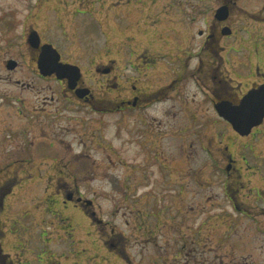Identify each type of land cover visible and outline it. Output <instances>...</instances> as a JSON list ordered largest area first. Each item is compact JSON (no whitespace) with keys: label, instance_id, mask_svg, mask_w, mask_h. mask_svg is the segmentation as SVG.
I'll list each match as a JSON object with an SVG mask.
<instances>
[{"label":"rangeland","instance_id":"obj_1","mask_svg":"<svg viewBox=\"0 0 264 264\" xmlns=\"http://www.w3.org/2000/svg\"><path fill=\"white\" fill-rule=\"evenodd\" d=\"M241 4L247 11L256 14L262 7V0H243ZM216 7L217 0H0V97L11 93L25 103L18 108L14 106L16 112L9 108L12 106L10 103L0 108L1 190L9 186V182L3 183L8 180L6 177H13L12 185L10 182L12 189L0 205V260L1 254H4L7 257L3 259L6 262L12 260L13 264H163L156 257H169L170 261L177 254L179 256V244H171L173 234L170 231L165 232L168 245L161 241L163 238L156 239V244L151 239L150 209H144L136 196V191H144L143 184L157 182L160 172L155 167L157 163H151L152 155L147 157V161H151L149 169L146 168L145 183L135 186V192L130 194L121 190L123 178L135 176L136 162L145 159L136 150L137 141L141 142L142 138L137 139L135 135V113H125L124 116L104 114L101 117L103 124L97 123L92 116L82 122L86 125L84 130L77 128L70 136L60 134L59 142L74 136L75 143L71 151H61L62 148L51 151L48 156L55 157L59 163L57 168H52L46 163L45 155L49 150L41 151L39 148V144H45L47 140L40 138L42 133L26 128V123L29 124L32 118V108L41 97L37 91L39 86L30 83L34 88L26 92L17 89L21 92L19 94L14 92V87L4 80L7 71L1 67V62L5 57L15 58L20 63L29 62L28 53L24 50L23 33L26 28L33 27L64 60L78 65L86 80L93 77L90 64L115 60L116 74L122 76L120 92L135 79L136 53L146 48L148 62L154 64L153 68L143 72L142 83L154 90L165 84L174 66L182 64L185 78L189 75L187 70L197 62L191 58L199 44L197 32L205 28L203 18L209 19L210 12ZM200 12H204L203 15ZM262 52L264 54V50ZM229 56L230 63H248L246 56L241 58L232 52L226 57ZM22 67L21 71L12 75V79L36 80L27 66ZM96 77L99 78L98 75ZM127 79H131L128 84L124 82ZM98 83L97 80L95 84ZM88 84L101 94L95 84ZM183 84L187 88L184 93L181 91L180 96L190 101L188 97L196 90L191 82ZM179 89L181 84L176 86V90ZM117 94L118 91L110 93L112 96ZM173 94L167 95V101L152 107L153 127L157 128L158 122L161 123V132H155L156 141L164 136L161 141L166 155L180 158V145L186 144V155L189 154V157L186 161L182 160L187 165L189 176L190 170L194 173L201 165L202 156L194 153L198 150L201 132L206 141L212 142L216 137V141L233 145L238 159L244 153L248 154L241 149L239 142L234 141V135L221 121L212 127L208 124L214 120L210 116L201 117L200 114L193 119L184 116L182 102L173 98ZM191 107L194 109V104ZM115 119L123 124V130L116 127ZM47 134L48 140L52 141L51 134ZM258 136L254 148L256 154L259 152L262 156L264 135ZM154 138L152 134L149 140L154 142ZM84 142L87 147H83ZM106 142L119 150L123 164L112 152L114 163H104L103 151L97 144L107 145ZM75 158V165H69ZM22 159L27 160L24 164L28 168H21L20 163L10 166ZM142 169L145 167L142 166ZM52 174L57 175L61 184H75L81 196L92 202L94 215L87 217L72 204L62 205L61 197L46 193V186H51L46 179ZM212 175V183L215 184L205 191H221L217 186L221 187L224 181L223 171ZM194 224H197L196 220ZM217 224L221 225L220 222ZM106 240L108 245L104 244ZM235 246L233 255L239 259L247 249L237 241Z\"/></svg>","mask_w":264,"mask_h":264},{"label":"flooded vegetation","instance_id":"obj_2","mask_svg":"<svg viewBox=\"0 0 264 264\" xmlns=\"http://www.w3.org/2000/svg\"><path fill=\"white\" fill-rule=\"evenodd\" d=\"M242 1L217 0V7L210 12V18L202 20L205 28L197 32L199 44L195 52L191 54L194 58L190 56L197 62L187 70L190 72L189 75L185 78L183 72L185 68L182 64L174 66L165 84L154 90H151L144 82L142 83L143 72L153 68L154 64L148 62L149 53L146 48L136 53L135 79L131 81L128 88L126 87L127 89H123L124 94L119 90L122 76L116 74V61L113 59L102 64H90L93 77L89 80L85 79L79 67L81 76L75 79L74 74L70 73L66 66L76 64L64 60L59 54L60 57L55 62V66L59 69L58 74L56 72L51 75L42 74L38 68V60L43 51L42 45L48 43L42 40L40 31L33 27L26 28L23 33L24 50L28 53L29 62L20 63L12 57H5L1 62V67L7 71L4 80L14 87V92L19 94L23 89L26 92L31 87L34 88L30 83L39 86L37 91L41 97L32 108L30 113L32 118L29 124L26 123V128H31L29 131L36 130L37 133H42L40 138L47 140L45 144H39V148L41 151L49 150L45 157L48 161L46 163L52 168H57L59 163L55 157L48 156L52 154L51 151L57 148H62L61 151H71L75 143L74 136L67 141L59 142L60 134H66V136L75 134L74 131L77 128L83 129L86 126L82 122L90 120L92 116L97 123L103 124L102 116H124L125 113H135V119H133L137 126L135 135L137 139L142 138L141 142L137 141L136 150L138 154H143L145 159L142 158L136 162L135 176L123 178L121 190L129 194L135 192V186L140 187L145 183L146 168L151 159L152 164L157 163L155 167L160 172L157 182L143 184L144 191H136V196L139 197L138 200H141L139 203L142 202L144 209L147 207L150 209L152 223L149 236L155 244V240L160 238H163L161 241L164 244L169 243L165 234L169 231L173 234L171 244L176 246L179 244V256L177 254V257L171 258L170 261L169 257H156L161 259L163 264H264V155H259V152L256 154L254 148L255 141L260 137L258 135H264V130H261L264 127V119L263 123L254 128L249 135L241 136L229 123L219 117L217 110L222 103L237 106L249 90L264 84V54L262 52L264 50V0L256 14L247 11L244 5L242 6ZM220 8L227 13L224 20L215 16ZM34 31L40 37L38 44L29 43V37ZM230 52L241 58L246 56L248 63H230V56L226 57ZM45 54H49V61L53 60L49 48L46 49ZM10 61L15 62L13 69H9ZM23 65L29 68L36 80L27 82L24 79H12V75L21 71ZM143 67L147 69L144 70ZM97 80L98 85L95 84ZM129 80L131 79L124 82L128 84ZM188 82H191L196 90L190 97L186 95L191 98L190 101L180 96L181 91L184 93L187 88L183 83ZM88 83L95 84L94 86H97L101 94H97L94 87ZM179 84L181 89L177 91L176 86ZM115 91H118L117 95H110ZM169 94H173V98H179L182 102L184 116L192 119L200 114L201 117L210 116L214 119L208 123L212 127L220 124L221 121L234 135V141L239 142L241 149L248 154L244 153L238 159L233 145L216 141V137L212 142L206 141L201 132L199 136L201 140L197 144L198 150H194L197 156L199 154L202 156V161L199 162L201 165L194 173L190 170L189 176L187 165L182 160L184 158L186 161L189 157V154L186 155L188 150L186 144L180 145V158L174 159L171 154L166 155L163 149L165 145L161 139L164 136L156 141L155 132H161L159 128L161 123L158 122L157 128L153 127L155 119L151 115V110L154 104L163 100L167 101L165 98ZM2 96L0 108L10 103L12 106L9 108L16 112L14 106L18 108L25 104L23 100L16 97L17 95L9 93ZM191 104H194V109ZM115 121L116 127L123 130V124L118 119ZM20 122L23 125L22 119ZM132 122H129V125ZM201 125L204 126L203 123ZM48 132L52 136V141L48 140ZM152 134L155 135L154 142L149 140ZM106 144H97L103 151L104 163L107 162L110 165L114 163L111 159L112 152L118 162L123 164V159L119 158V150L111 143L106 142ZM83 147H87L85 142ZM30 155L31 153L28 152V156ZM148 156L151 157L150 161H147ZM75 160L76 158L69 165H75ZM24 163H27V160L22 159L11 163L10 166L19 164L21 168H28ZM142 166L145 169H142ZM221 170L224 173V181L221 187L217 186L221 191L206 192L205 190L215 184V182L212 183V174H217ZM56 176L52 174L47 177L46 183L51 186H46V193L50 192L56 197H61L64 206L72 204L83 215L93 216L92 202L81 196L75 184L73 186L61 184ZM6 178L8 180L3 183L9 182V186L4 191L1 190L2 182H0V205L6 193L12 189L13 177ZM239 231L243 234H239ZM0 233H2L1 230ZM235 241L243 243L247 249V252L239 259L233 255ZM104 244L108 245L107 240ZM1 250L0 244V253ZM6 257L1 254L0 264H13L12 260L6 262Z\"/></svg>","mask_w":264,"mask_h":264},{"label":"water","instance_id":"obj_3","mask_svg":"<svg viewBox=\"0 0 264 264\" xmlns=\"http://www.w3.org/2000/svg\"><path fill=\"white\" fill-rule=\"evenodd\" d=\"M217 18L224 20L227 16L225 10H218ZM35 35V36H34ZM31 44H38L39 38L36 33L31 35ZM50 49L51 57H53L52 61H49V54L46 53V49ZM59 59V54L55 49L52 48L51 45L43 46V53L40 55V60L38 62L41 73L44 75H49L51 73L56 72L58 74V68L55 66V62ZM14 64L10 66L13 68ZM54 65L53 67H51ZM67 67V66H66ZM48 68V71H46ZM69 69V68H67ZM73 74L74 78L78 79L79 69L75 66H70L69 69ZM217 110L219 114L223 116L225 120H227L233 128L240 133L241 135H247L250 133L251 129L255 126H258L262 123L264 117V89L261 90H253L249 92L241 101L238 106H232L228 103H222L218 106ZM251 111H253L251 113Z\"/></svg>","mask_w":264,"mask_h":264}]
</instances>
